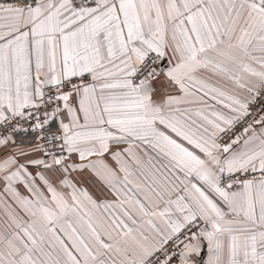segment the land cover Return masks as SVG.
<instances>
[{"label":"snow or ice","instance_id":"obj_1","mask_svg":"<svg viewBox=\"0 0 264 264\" xmlns=\"http://www.w3.org/2000/svg\"><path fill=\"white\" fill-rule=\"evenodd\" d=\"M0 264H264V0H0Z\"/></svg>","mask_w":264,"mask_h":264}]
</instances>
